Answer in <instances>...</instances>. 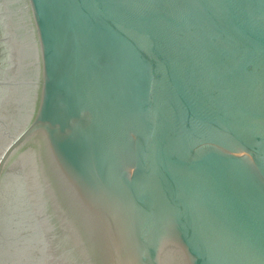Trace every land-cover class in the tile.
I'll use <instances>...</instances> for the list:
<instances>
[{
	"label": "water",
	"instance_id": "95a60500",
	"mask_svg": "<svg viewBox=\"0 0 264 264\" xmlns=\"http://www.w3.org/2000/svg\"><path fill=\"white\" fill-rule=\"evenodd\" d=\"M0 264H264V0H0Z\"/></svg>",
	"mask_w": 264,
	"mask_h": 264
}]
</instances>
